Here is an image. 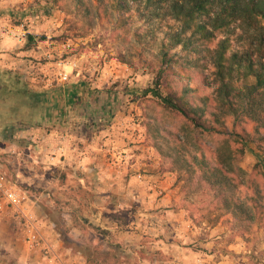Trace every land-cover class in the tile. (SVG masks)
<instances>
[{
    "label": "rangeland",
    "instance_id": "374dc122",
    "mask_svg": "<svg viewBox=\"0 0 264 264\" xmlns=\"http://www.w3.org/2000/svg\"><path fill=\"white\" fill-rule=\"evenodd\" d=\"M22 22L27 23L30 30L26 38L0 35V161L31 204L43 210V215L39 216L43 226L41 231L51 229L50 218L59 220L63 207V204L59 205L62 201L59 192L64 183L73 185L75 189L71 195L76 199L81 197L85 203L92 200L93 193L89 187L78 188L72 169H67L68 176L63 182L55 176L56 168L32 167L28 162L29 147L40 146L41 142L29 141V134L23 132H28L32 125L48 127L41 119L42 108L33 106L43 93L40 87L43 83L36 76L44 75L45 65L56 67L64 62L76 64L67 85L76 81H85L84 86L92 82L102 85L106 80L103 85L107 87L101 86L100 91L116 98L107 107L109 116L103 125L114 129L117 115L128 117L116 126L132 136L125 140L135 150L130 152L128 178L135 176L139 180V172H146L148 176L144 181L154 182L145 189V204L133 198L122 203L118 194L112 192L100 201L105 208L101 219L98 220V215L85 216L89 221L83 218L85 230L81 234L75 231L74 235L83 241V247L76 248L94 260L87 264H264V224L250 225L232 211L223 207L218 209L221 202L215 198V191L198 182H187L189 172L175 167L172 158L159 151L155 138L148 132L149 121L166 119L158 99L152 94L145 95L155 77L149 63H158L162 37L155 40L153 35L147 36V28L158 31L160 24L147 27L137 18L131 28L121 27V22L106 14L98 15L91 22L75 6L69 10L63 3L0 0V28L5 30ZM138 34L142 35L141 40ZM31 35L36 36L35 41L31 40ZM189 74L190 71L183 72L175 83L200 86L198 93L203 95L213 91V87L204 88L196 79L190 81ZM56 84L57 87L63 85L58 80ZM88 91L84 87L79 97H85ZM93 94L97 100L102 96V93ZM80 106L89 105L81 103ZM90 106L94 109L95 105L91 103ZM87 111L91 110L88 108ZM168 114L169 119H173ZM92 121L86 117L84 123L88 125L72 121L71 126H81L89 133L94 129ZM57 126L51 123L49 127ZM171 126L177 128L178 122ZM253 127L251 123L249 128L253 130ZM179 131L186 140L185 131L180 128ZM15 149L21 154L13 152ZM136 154L141 157V166L132 170ZM260 155L258 145L249 144L241 165L264 188ZM25 176L37 180L29 183ZM42 176L46 177L43 182ZM110 225L115 228H106L113 230L103 232L102 227ZM116 225L125 231L122 233ZM94 226L101 229L96 230ZM17 230L24 239L26 233ZM138 242H145L146 247H137ZM72 254L74 259L82 258H78L82 255L80 251L73 250Z\"/></svg>",
    "mask_w": 264,
    "mask_h": 264
},
{
    "label": "trees",
    "instance_id": "16d2710c",
    "mask_svg": "<svg viewBox=\"0 0 264 264\" xmlns=\"http://www.w3.org/2000/svg\"><path fill=\"white\" fill-rule=\"evenodd\" d=\"M46 1L63 3L69 10L75 6L91 22L106 14L121 27L131 28L137 18L147 27L160 24L159 32L147 28V36L162 37L159 61L149 63L155 77L145 95L158 99L166 119L149 121L148 132L175 167L189 172L187 182L215 191L218 209L232 211L250 225L264 224V188L241 165L247 146L254 143L264 171V0ZM30 38L36 40L35 35ZM185 71H190V81L196 79L213 91L203 95L200 86L175 83ZM45 96L42 93L33 106L50 101ZM176 121L178 127L173 128ZM63 224L61 214L55 228L76 248Z\"/></svg>",
    "mask_w": 264,
    "mask_h": 264
},
{
    "label": "crops",
    "instance_id": "0c3cea01",
    "mask_svg": "<svg viewBox=\"0 0 264 264\" xmlns=\"http://www.w3.org/2000/svg\"><path fill=\"white\" fill-rule=\"evenodd\" d=\"M3 31L4 29L1 27L0 35H5ZM48 65H45L43 68V70H45L44 76L41 73L37 79L39 82L43 83L40 87L41 91L46 93L45 98L49 96L48 99L50 100L47 103L45 102L46 104L43 102V104L41 103L42 105H38L42 108L41 119L43 120V125L47 124L48 127H36L32 125L29 126L28 132H23L26 135L29 134V137L27 136L29 141L41 142L40 146L29 147L28 162L32 167L56 168L57 173H55V176L59 181L63 180V182H65L68 176L65 173L67 169H72L74 178L80 186L78 188L89 187L88 189L93 191L91 194L92 197H90L92 200L88 202L89 204L85 203L81 197L80 199L73 197L71 194H74L72 191H74L75 187H73V185H68V183H64L62 185L63 190L59 192V200H62L59 205L63 204L60 212L64 223L62 229L65 231L67 230L66 235L70 236L73 243H76L79 247H83L82 239L78 238L76 234L74 235L75 231L81 234L85 230L80 217L81 214H83L84 217L89 216L90 218L91 216L98 215V220L101 219L102 215L105 214V208L101 206L102 203L100 201L104 200L106 196H109L112 192L118 194L119 200H121L122 203L124 200L128 201L133 198L139 203L145 204L147 201V191L145 189L154 182L144 181V183L140 179L139 181L135 176L128 178L130 176V173H128L130 167L129 153L135 150L127 145L125 140L132 138V136L129 137L127 133L122 132V127H116L119 122L127 120L128 117H119V115H117L114 129L108 128L109 126L107 125H103V121L108 120L109 116L107 107L112 105L116 98L107 95L106 91H100L99 88H101V86L107 87L103 85L106 83V80L103 81L102 85L92 82L91 85L87 83L84 86L85 81H76L73 85L61 83L63 85L57 87L58 84H60H56L57 80L60 82L57 72L61 69V66L56 65V67H53L51 65L50 67ZM68 70L70 69L68 68ZM69 80H71V77ZM84 87L89 91L87 95L82 98L79 97V93ZM95 92L102 93V96H99L98 100L93 94ZM81 103L89 106L81 107ZM91 103L95 105L94 109L97 111L91 108ZM88 108L91 111H87ZM86 117L91 118L95 123L92 125V128H94L93 132L91 130L89 133L83 131L81 126L79 128L71 126L72 121L80 124L82 123L83 126L88 125V123H84ZM51 123L58 126L49 127ZM96 123L100 125L97 126ZM89 127L91 128V126ZM13 152L21 154L19 149H15ZM136 159V163L131 166L132 170L141 166L139 162L141 159L140 155L136 154ZM13 160H16V158ZM5 166L6 165L0 161V172H7L4 169ZM24 178L26 182L29 183H33L37 180L33 178L28 179L27 176ZM45 178V176H42L41 181ZM153 180L154 177L151 178V181ZM153 186L157 188L155 184H153ZM83 191L85 190L83 189ZM166 200L167 198H164V201ZM71 202H74L73 205ZM86 206L89 208H86ZM32 208V211L35 212L38 217L43 215V210H40L39 206L37 207L34 204ZM45 212L47 213V211ZM48 214L46 215L48 216ZM74 215L80 220H75ZM50 221L51 229L48 228L49 230L45 229L41 231L43 226L40 220L39 227L46 241L52 244L56 249V257L53 260L48 259L40 249L30 248L26 239L27 231L16 219L13 210L0 212V264H72L75 261H80L81 264H87L94 262L91 257L87 256L81 250L76 249L75 246L68 245L62 234L55 228V220L50 218ZM116 226V229H121L118 225ZM102 228L104 231L113 230L106 228H115V226L110 225V227L104 226ZM17 229H20L24 234L26 233L24 239L21 236L22 233ZM120 231L123 233L125 230L121 229ZM105 233H108V231ZM128 240H130V238ZM136 246L145 248L146 244L145 242H138ZM73 250L81 252L82 255L78 257H82L80 260L74 259L72 254Z\"/></svg>",
    "mask_w": 264,
    "mask_h": 264
},
{
    "label": "built area",
    "instance_id": "2783aa9c",
    "mask_svg": "<svg viewBox=\"0 0 264 264\" xmlns=\"http://www.w3.org/2000/svg\"><path fill=\"white\" fill-rule=\"evenodd\" d=\"M3 32L5 33V36L19 38H26L30 34L29 27L25 22L15 26L11 25L8 28L6 27ZM60 66L61 69L57 72V75L59 76L61 83H66L71 77V70H75L76 64L62 62L60 63ZM68 68L70 70H68ZM39 76H36L37 79ZM147 176L148 174L146 172H139L138 174V178L142 181L146 180ZM33 205L34 204H31V201L27 198L24 191L17 186L16 182L9 176V174L7 172H0V212L13 210L16 219L27 231L26 239L30 248L40 249L48 259L53 260L56 257V249L43 237L39 227V217L32 211ZM72 264L80 263L75 261Z\"/></svg>",
    "mask_w": 264,
    "mask_h": 264
}]
</instances>
